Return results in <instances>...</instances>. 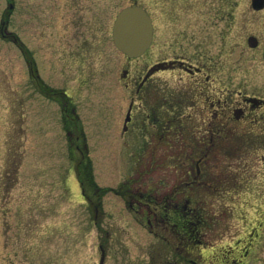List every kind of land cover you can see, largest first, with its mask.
<instances>
[{"label":"rangeland","instance_id":"rangeland-1","mask_svg":"<svg viewBox=\"0 0 264 264\" xmlns=\"http://www.w3.org/2000/svg\"><path fill=\"white\" fill-rule=\"evenodd\" d=\"M129 5L0 0L9 33L0 34V264H264V107L230 121L206 152L207 120L189 106L188 75L153 71L135 91L161 57L149 48L128 60L112 44V22ZM248 6L235 0L238 27ZM247 55L232 86L264 100V68ZM66 96L76 116L72 144L57 102ZM202 152L193 183L190 156ZM84 162L98 193L79 169ZM125 182L131 194L153 197L149 209L134 213L113 192ZM174 204L201 221L190 243L167 222H141L153 207L171 217Z\"/></svg>","mask_w":264,"mask_h":264},{"label":"flooded vegetation","instance_id":"flooded-vegetation-1","mask_svg":"<svg viewBox=\"0 0 264 264\" xmlns=\"http://www.w3.org/2000/svg\"><path fill=\"white\" fill-rule=\"evenodd\" d=\"M140 1L137 0L133 4L140 5ZM145 2L147 3L145 10L149 15L153 32L151 48L157 51V57H161L153 65L154 74L178 71L194 81L192 87L188 89L189 106L203 121L207 120L201 134L209 139L205 146L206 151L214 148L216 138L229 131L230 121L234 123L242 121L247 113L264 107L261 102L264 100L260 96L244 94L238 87L240 83L232 86L231 82L243 68L247 54L253 58L252 61L255 60L264 68V4L261 9H255L252 0H249L250 10L240 15L244 22L239 23L238 27L235 0H145ZM30 75L33 76L32 71ZM150 77L151 75L146 73L135 91L140 92ZM36 80L40 85L39 77ZM234 96L238 97L236 101L232 98ZM232 100L236 102L235 105L232 104L234 103ZM59 106L62 108V120L67 128L66 134L72 144V133L77 127L74 109L69 110L64 99L59 100ZM176 106L180 107V103ZM178 113L176 119L180 120V111ZM195 130L198 134L201 131L199 128ZM79 138L80 136L73 140V143L77 142L76 151L80 148ZM198 166L195 168L199 175ZM92 189L97 192L96 189ZM82 194L84 195V190ZM134 194L132 193L130 199L126 198L125 201L134 213H138L142 203L137 197L141 199L143 194ZM93 209L96 211L98 208L93 206ZM153 210H156V207H153ZM145 218L150 227L151 220L158 226V221L162 225L169 219L167 213L158 215L155 211L148 213Z\"/></svg>","mask_w":264,"mask_h":264},{"label":"water","instance_id":"water-1","mask_svg":"<svg viewBox=\"0 0 264 264\" xmlns=\"http://www.w3.org/2000/svg\"><path fill=\"white\" fill-rule=\"evenodd\" d=\"M263 4V0H252L255 9H261ZM112 24V44L120 53L128 59L144 55L152 43V27L147 13L142 8L131 6L121 9ZM128 120L129 116L126 122Z\"/></svg>","mask_w":264,"mask_h":264},{"label":"trees","instance_id":"trees-1","mask_svg":"<svg viewBox=\"0 0 264 264\" xmlns=\"http://www.w3.org/2000/svg\"><path fill=\"white\" fill-rule=\"evenodd\" d=\"M171 108H173V107H171ZM157 115H158V112H157ZM156 116L154 115V117H156ZM176 117L177 116H172L169 119V121H171L170 124H173V125L177 124L178 121L176 120ZM193 154L194 153H192L190 158H192L191 162H194L195 167H196V165L200 164V161L204 160L205 156L208 155L204 152H202L199 156L193 155ZM79 167H80L79 169L80 170L82 169L84 171L83 173H85V175H86V182L89 185H92L94 189H96V186L93 185V179H92V175H91V171H90V165H87V163L84 162V164L79 165ZM86 168H89V170L86 171ZM195 170H196V168H195ZM197 177H198V175L196 174L193 178V181H192L193 183H195L197 181ZM130 184L131 183H128V182L121 183L120 187L118 188V191H113V192L115 194H118V195L124 197V198L130 199L129 198L131 196L130 195L131 193L129 190ZM97 192H100V190H98ZM101 192L103 193V191H101ZM137 198L140 201V203H142L141 206L148 207V209L150 208L152 201H154L152 196L145 195V194H143V198H141V199L139 197H137ZM145 202H147V204ZM141 206H140V208H141ZM151 211L153 212L154 210H151ZM170 211H172L173 213H172L171 217L168 216L169 219L167 220L168 221L167 223H169L171 225V227L173 226L171 231L172 232L176 231V234H177V232H179L180 234L184 235L185 236L184 240H187V239L189 240V241L187 240V243H190V240L193 241L196 237L198 224H200L201 221L198 222L197 220L193 221L192 219H190L189 217H192V215L189 216V214H188L189 210L186 209L182 204L181 205H177V204L171 205ZM146 212H147V214H144L145 216L148 215V211H146ZM158 224H160L159 221H158ZM189 237H190V239H189ZM196 242H198V241L196 240Z\"/></svg>","mask_w":264,"mask_h":264}]
</instances>
